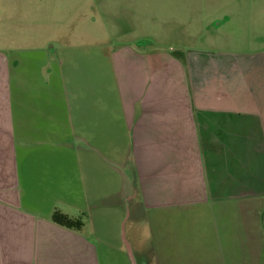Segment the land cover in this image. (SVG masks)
<instances>
[{
    "label": "crops",
    "instance_id": "crops-1",
    "mask_svg": "<svg viewBox=\"0 0 264 264\" xmlns=\"http://www.w3.org/2000/svg\"><path fill=\"white\" fill-rule=\"evenodd\" d=\"M99 1L138 39L19 44L0 0V264H264V47L188 46L208 0Z\"/></svg>",
    "mask_w": 264,
    "mask_h": 264
},
{
    "label": "rangeland",
    "instance_id": "rangeland-1",
    "mask_svg": "<svg viewBox=\"0 0 264 264\" xmlns=\"http://www.w3.org/2000/svg\"><path fill=\"white\" fill-rule=\"evenodd\" d=\"M139 1V4H130L128 10H138L145 16L165 15L167 17L172 13L182 12L175 9V4L170 0ZM251 1L252 3L249 0H208L207 3L194 4L202 9L211 24L219 22L221 25L215 27L213 24L211 32L193 36L187 45L237 50L264 47V0ZM103 5L105 6L99 0H33V2L17 0V10L22 15V19L19 18L18 21L19 28L22 27V31L27 26L32 29L27 30L32 35L19 34L18 43L35 46L51 39L61 45L83 46L138 39L137 35H113L115 28L109 23L113 21L99 15L104 10ZM109 5L121 11V4L110 3ZM98 6L99 8H96ZM105 10L113 11L114 8ZM26 12H28V18H23L24 15L27 16ZM118 13L121 14V12ZM143 21L146 22V20ZM145 26L144 31L149 35H140V37L149 41L150 44H153L154 40L170 42V36L150 34L151 32L154 34L155 25L146 23Z\"/></svg>",
    "mask_w": 264,
    "mask_h": 264
},
{
    "label": "trees",
    "instance_id": "trees-1",
    "mask_svg": "<svg viewBox=\"0 0 264 264\" xmlns=\"http://www.w3.org/2000/svg\"><path fill=\"white\" fill-rule=\"evenodd\" d=\"M51 219L54 223L66 227L68 229L80 230L83 226L80 219H71L58 211H55L52 214Z\"/></svg>",
    "mask_w": 264,
    "mask_h": 264
}]
</instances>
